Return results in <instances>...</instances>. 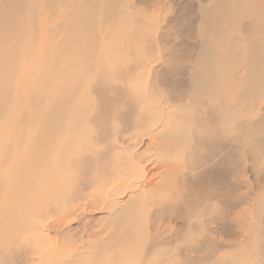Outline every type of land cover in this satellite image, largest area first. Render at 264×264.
I'll use <instances>...</instances> for the list:
<instances>
[{"label":"bare ground","instance_id":"1","mask_svg":"<svg viewBox=\"0 0 264 264\" xmlns=\"http://www.w3.org/2000/svg\"><path fill=\"white\" fill-rule=\"evenodd\" d=\"M135 3L0 2V264H136L181 238L208 264H264L260 209L238 254L204 231L233 208L241 134L264 163V0H198L197 45L163 54L175 17L158 34ZM83 217L108 240L86 247ZM149 220L174 237L149 242Z\"/></svg>","mask_w":264,"mask_h":264},{"label":"rangeland","instance_id":"2","mask_svg":"<svg viewBox=\"0 0 264 264\" xmlns=\"http://www.w3.org/2000/svg\"><path fill=\"white\" fill-rule=\"evenodd\" d=\"M1 1L2 0H0V2ZM133 1L136 2L135 4L139 5L140 9L145 11L148 15H152V13H156V12L157 14H159L160 19L157 20L158 34L159 32H162V30H166V28L163 29L162 26L166 25V23H168L171 18L175 17L174 20L171 22L172 27L168 28V30L171 31L167 32V34H165L162 40L160 39L156 40L154 43L158 53L160 54L164 53L165 43L169 45L170 49L171 46L173 45L180 46V44L183 45V43L189 45L192 43V45L194 46L197 45L198 41L200 40V36L198 35L189 36L187 35V32L194 30V20L199 16L198 0H133ZM158 1L159 4L157 5ZM152 2L154 3L156 2V4L151 9H149L151 5H153ZM134 13L138 14L137 11ZM154 21H156V19ZM43 39H45V36L43 33H40V36L38 38L39 41L38 48H40V46L42 45L41 42ZM191 41L193 42L197 41V42H195L196 44L195 43L193 44V42ZM183 47L184 46H182V48ZM105 49L104 51L106 52L108 49L107 50ZM107 53H109V51ZM31 60L32 59H29V61L27 62L29 63V65L31 63ZM178 76H181V74L174 72V74L172 75V77H178ZM230 87L231 89H233V87L235 86L232 84ZM262 94H263L262 101L259 105L260 108L258 109L260 114L258 115L264 122V89ZM246 118L250 120L255 119V117L253 118L251 116L244 117L243 119ZM243 119L241 117V120ZM118 128L121 129V125H119ZM260 134L262 136L264 135V132ZM243 136L244 135L241 134V136H239L235 141L237 144L241 146V150H239V152L236 154L238 158L237 173L239 177L236 180L237 184L235 188H233L231 191L232 196L235 197L232 203L233 208L232 210H230L231 212L228 215H226L223 219H221V221L218 220L217 218H211L212 220L210 225L208 226V231L204 230L206 233H209L210 235L213 232L212 237L222 240V244H224V248L221 250V254H220L222 256L230 255V254H238L239 251H241L240 247H238L242 244L241 239L245 241L249 237V233L247 232L248 227L246 225L248 224L252 225V222L256 217V211L259 209L261 213L259 214L260 218L258 219L260 220V222H262V224H264V163H261L262 167L261 166L259 167L260 170H256V168H258L257 164H254L255 161H253L252 157L249 156V150L251 148V145H249L246 142L247 139L244 138ZM129 144L131 145V142H129ZM227 150L228 153L230 154L231 149H227ZM184 170H187V168L184 167ZM103 214L104 212L103 213L96 212L95 215H103ZM89 215L92 216L91 213ZM203 218H206V216ZM90 219L91 217H83L75 221V223L73 222V225H77V224L80 225L78 227L76 235L77 236L79 234L82 235V238L85 241L84 245L86 247L98 246L99 244L106 242L111 232V230L106 231L107 220H104L106 218H102L103 221L101 219H95V220H90ZM193 220L196 221V218H193ZM176 223L177 222L175 221L172 228L169 229L161 230L160 228H156L154 230L151 229V227L153 226L151 225V221L149 220V227H150L149 242L151 241L160 242L164 239L168 241L172 239L174 237V234L176 233V228H175ZM169 243L170 244L164 246L157 245L156 243H154L157 246H154L155 248H153L151 252H148L146 259H144L143 262L140 261V258L137 255L138 253L135 255L133 261L136 262V264H145L146 262H148L149 264H156V262H161V258L163 256L170 254L171 256L169 258V262H168L169 264H184L185 261H188L189 262L188 264L211 263L206 260V257L208 256V251L203 250L199 247H193V245H190V243L184 242L182 238L175 241H171ZM178 246L180 247L178 248ZM263 246H264V225L262 231L259 234L258 245L253 243L251 247L252 250H254V248L259 249V254H260V248L261 247L263 248ZM104 252L107 257V255L109 254L108 250H105ZM34 256L39 257L38 254H35ZM259 256L261 257L262 255L260 254ZM45 259L46 258L44 259L40 258L37 261H35L34 264H52L55 260L54 258H49V259L47 258L46 260ZM249 261L250 260H247V262ZM220 262L221 264H225V261L222 258L220 259Z\"/></svg>","mask_w":264,"mask_h":264}]
</instances>
